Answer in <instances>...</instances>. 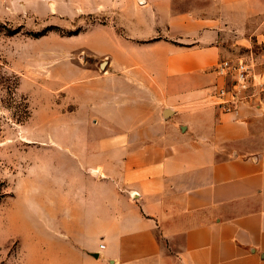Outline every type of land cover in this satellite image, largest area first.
I'll list each match as a JSON object with an SVG mask.
<instances>
[{
  "label": "crops",
  "instance_id": "1",
  "mask_svg": "<svg viewBox=\"0 0 264 264\" xmlns=\"http://www.w3.org/2000/svg\"><path fill=\"white\" fill-rule=\"evenodd\" d=\"M144 1L90 46L111 71L82 97L109 132L62 144L63 264H264V92L224 112L216 70L246 56L264 82V0Z\"/></svg>",
  "mask_w": 264,
  "mask_h": 264
},
{
  "label": "rangeland",
  "instance_id": "2",
  "mask_svg": "<svg viewBox=\"0 0 264 264\" xmlns=\"http://www.w3.org/2000/svg\"><path fill=\"white\" fill-rule=\"evenodd\" d=\"M143 2L0 0V264L66 261L59 227L62 144L109 132L92 122L93 106L82 97L99 84L95 77L111 71L102 66L109 55L90 46L112 48L113 29L127 28L125 7ZM204 5L175 1L179 9Z\"/></svg>",
  "mask_w": 264,
  "mask_h": 264
},
{
  "label": "built area",
  "instance_id": "3",
  "mask_svg": "<svg viewBox=\"0 0 264 264\" xmlns=\"http://www.w3.org/2000/svg\"><path fill=\"white\" fill-rule=\"evenodd\" d=\"M216 70L228 81L218 88V95L223 98L220 105L224 112L236 113L240 101L264 92V82L256 79L254 63L246 56L224 58L218 63ZM100 247L105 248V244L101 243Z\"/></svg>",
  "mask_w": 264,
  "mask_h": 264
},
{
  "label": "water",
  "instance_id": "4",
  "mask_svg": "<svg viewBox=\"0 0 264 264\" xmlns=\"http://www.w3.org/2000/svg\"><path fill=\"white\" fill-rule=\"evenodd\" d=\"M107 63H108V61H104V62L102 63V66L104 67ZM96 256H98V255H96Z\"/></svg>",
  "mask_w": 264,
  "mask_h": 264
}]
</instances>
